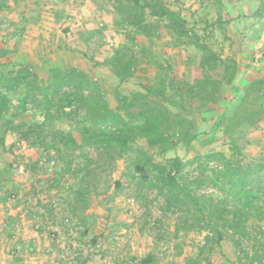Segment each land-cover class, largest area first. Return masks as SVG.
Instances as JSON below:
<instances>
[{
  "label": "rangeland",
  "instance_id": "rangeland-1",
  "mask_svg": "<svg viewBox=\"0 0 264 264\" xmlns=\"http://www.w3.org/2000/svg\"><path fill=\"white\" fill-rule=\"evenodd\" d=\"M164 1L181 13L203 43L224 60L230 58L239 63L235 83L223 85L219 106L206 114L208 124H203L198 114L195 116L200 134L205 135L189 152L179 147L177 155L185 163L209 150L229 157L224 117L241 102L252 80L264 79L263 1ZM7 4L8 9L0 11V48L10 47L14 59L24 58L37 64L43 57L49 66H73L89 72L105 84L111 107L116 106L115 89L129 93L154 73L152 69L143 73L142 66L129 84L119 85L102 65L114 49L126 43V29L116 25L117 16L105 0H7ZM141 45L152 50L157 58L168 59L174 67L172 73L183 75L190 82L203 75L198 49L192 45L174 46L164 29L160 39L139 36L137 48ZM210 75L215 78V71ZM17 103L14 98L13 104ZM253 106L257 107V103ZM22 120L40 122L42 115L29 112ZM59 127L70 130L68 124ZM234 135L242 147L243 164H264V115L255 126L241 127ZM13 144L18 148L14 152L10 150ZM136 147L158 163L175 156L149 147L145 140H138ZM74 155L69 158L70 168L69 161H62L56 152L42 153L29 143L21 145L16 135H6V148L0 146L1 218L20 212L33 215L24 224L15 225L29 229L28 240L34 239L37 248L6 247L2 254L4 262L16 257L46 264H134V259L152 253L155 264H184L186 259L197 257L207 231L185 227L179 213L163 212V198L156 189L139 184L140 176L130 166L139 152H130L105 166L106 171L99 174H95V164L87 166L79 152ZM22 165L26 168L23 173L17 168ZM209 166L216 169L221 164L211 161ZM183 171L192 178L197 174V165L190 164ZM82 184L91 192L85 204L77 195ZM95 187L99 188L96 196ZM200 194L216 200L222 197L209 186L201 189ZM209 248L205 255L212 264L239 261L238 251L229 239L220 248L214 247L211 252ZM205 258L202 264H207Z\"/></svg>",
  "mask_w": 264,
  "mask_h": 264
},
{
  "label": "trees",
  "instance_id": "trees-1",
  "mask_svg": "<svg viewBox=\"0 0 264 264\" xmlns=\"http://www.w3.org/2000/svg\"><path fill=\"white\" fill-rule=\"evenodd\" d=\"M105 1L117 16L116 25L126 29V43L114 49L102 65L119 85L129 84L142 66L145 74L152 69V77L146 83L140 81L138 89L129 93L115 89L116 106L111 107L105 84L89 72L73 66H49L43 57L37 64L14 59L12 49L3 46L0 146L6 148V135L11 133L21 145L29 143L42 153L56 152L62 161H69L70 168L69 158L79 152L87 166L95 164V174L130 152H139L130 166L139 174V184L156 189L163 198V212L179 213L185 227L207 231L197 257L186 259L184 264H202L206 248L211 246L209 252L220 248L226 239L238 251L237 264H264V164H243L242 147L234 135L241 127L255 126L264 115V79L252 80L241 102L224 117L223 132L229 139L231 155L209 150L185 163L176 151L183 147L189 152L205 135L200 134L195 116L208 124L206 114L219 106L223 85L235 83L239 63L224 60L203 43L181 13L164 0ZM4 9H8L7 0H0V11ZM162 29L170 34L174 46L192 45L202 54L200 78L190 82L172 73L174 67L168 59L157 58L145 45L137 48L139 36L160 39ZM212 71L215 78L210 75ZM29 112L41 114L42 121L22 120ZM62 124H68L70 130L60 128ZM138 140L175 156L164 163L155 162L136 147ZM15 149L13 144L10 150ZM211 161H219L221 167L211 169ZM190 164L197 165L192 178L183 171ZM207 186L222 197L216 200L200 194ZM79 188L78 200L85 204L91 192L83 184ZM98 189L95 187V196ZM205 261L212 264L207 257ZM134 264H155V256L149 253L134 259Z\"/></svg>",
  "mask_w": 264,
  "mask_h": 264
},
{
  "label": "crops",
  "instance_id": "crops-1",
  "mask_svg": "<svg viewBox=\"0 0 264 264\" xmlns=\"http://www.w3.org/2000/svg\"><path fill=\"white\" fill-rule=\"evenodd\" d=\"M244 1V0H243ZM11 215V214H10ZM16 215V216H15ZM14 216H9L2 219L0 214V264H46L40 262L41 260H34L29 261L26 259H19V258H13L9 259L8 261H3V250H5L6 247L9 249L15 247L19 249L20 247L23 250L26 249H34L33 247L37 248L36 241L33 239L28 240L29 236V229L23 227V225L16 226L15 222L17 224H21L25 221V219H30L31 217H34L33 215H27L26 213L20 212V214H15ZM16 217V218H15ZM6 221L5 224H3ZM2 223V224H1ZM6 224H9L6 226ZM24 224V223H23ZM11 240V241H10ZM10 241V242H9Z\"/></svg>",
  "mask_w": 264,
  "mask_h": 264
},
{
  "label": "built area",
  "instance_id": "built-area-1",
  "mask_svg": "<svg viewBox=\"0 0 264 264\" xmlns=\"http://www.w3.org/2000/svg\"><path fill=\"white\" fill-rule=\"evenodd\" d=\"M17 168H18V171L21 172V173L25 172V170H26V168L23 165L22 166H17ZM36 228L38 229L39 225H37Z\"/></svg>",
  "mask_w": 264,
  "mask_h": 264
}]
</instances>
